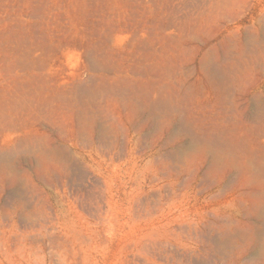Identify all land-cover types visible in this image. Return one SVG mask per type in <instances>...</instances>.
Masks as SVG:
<instances>
[{"label":"rangeland","instance_id":"374dc122","mask_svg":"<svg viewBox=\"0 0 264 264\" xmlns=\"http://www.w3.org/2000/svg\"><path fill=\"white\" fill-rule=\"evenodd\" d=\"M0 112V264H264V0H0Z\"/></svg>","mask_w":264,"mask_h":264},{"label":"bare ground","instance_id":"6f19581e","mask_svg":"<svg viewBox=\"0 0 264 264\" xmlns=\"http://www.w3.org/2000/svg\"><path fill=\"white\" fill-rule=\"evenodd\" d=\"M256 52V51H255ZM254 52V53H255ZM251 54V53H250ZM263 58V57H262ZM242 60V59H241ZM95 63V62H94ZM27 65V64H26ZM30 65V64H29ZM93 65V64H92ZM235 65H237L236 63H235ZM240 65V64H239ZM101 66V65H100ZM238 66V65H237ZM103 67H105V66H103ZM235 67V66H234ZM233 68V67H232ZM92 69V68H91ZM94 70V69H93ZM96 70H98V69H96ZM225 70H226V68H225ZM10 71V70H9ZM217 71V70H216ZM220 72H221V69H220ZM228 72V71H227ZM210 77V76H209ZM216 78V77H215ZM223 78V77H222ZM215 80H217V79H215ZM227 82V81H226ZM229 82H230V80H229ZM42 83V82H41ZM39 84V83H38ZM122 84V83H121ZM11 85V84H10ZM22 85V84H21ZM120 85V84H119ZM29 86V85H28ZM104 86V85H103ZM105 86H107V84L105 85ZM125 86V85H124ZM124 86H122V87H124ZM218 86V85H217ZM112 87H114L113 85H112ZM8 88V87H7ZM17 88V87H16ZM28 88V87H27ZM131 88V87H130ZM132 88H134V87H132ZM19 89V88H18ZM26 89V88H25ZM89 89V88H88ZM88 89H87V91H88ZM104 90H106V87L105 88H103ZM110 89H111V86H110ZM113 89V88H112ZM116 89V88H115ZM114 89V90H115ZM136 89V88H135ZM134 89V90H135ZM138 89V88H137ZM91 90V92H92V89H89V91ZM101 90V92L103 91L102 89H100ZM99 90V91H100ZM133 90V91H134ZM230 90V89H229ZM23 91V90H22ZM86 90H84V93H86L87 92ZM94 91L95 90H93V95H94ZM122 91H123V89H122ZM136 91V90H135ZM135 91L133 92V93H135ZM228 91V90H227ZM232 91V90H231ZM40 92V91H39ZM49 92V91H48ZM108 92V91H107ZM106 92V93H107ZM129 92V91H128ZM81 93H83V90H82V92ZM83 93V94H84ZM89 93V92H88ZM109 93V92H108ZM114 93H116V92H114ZM136 93H138V91H136ZM135 93V95H138V94H136ZM87 94V93H86ZM86 94H84V96L86 95ZM90 94V93H89ZM89 94H87V95H89ZM101 94H104V91L101 93ZM132 94V93H131ZM174 94V93H173ZM221 94V93H220ZM81 95V94H80ZM99 95V94H98ZM110 95V94H109ZM108 95V96H109ZM83 96V97H84ZM90 96V95H89ZM94 96H96V95H94ZM105 96V95H104ZM132 96H133V94H132ZM172 96V95H171ZM98 97V96H97ZM117 97V96H116ZM82 98V97H81ZM85 98H87V96H85ZM89 98V97H88ZM93 97H90V99H92ZM177 98V97H176ZM18 99V98H17ZM95 99V98H94ZM67 100V99H66ZM167 100V99H166ZM192 100V99H191ZM187 101V100H186ZM146 103H147V101H145ZM31 103V102H30ZM32 103H34V102H32ZM174 103V102H173ZM67 104V103H66ZM81 104V103H80ZM137 104V103H136ZM150 104V103H149ZM154 104L155 105H151V109H154V110H156V107H158V108H162V105H157L156 106V104H158L157 102L155 103L154 102ZM185 104V103H184ZM96 105V104H95ZM166 105V102L164 103V106ZM140 106H141V104H140ZM146 106V105H145ZM160 106V107H159ZM166 107V106H165ZM190 107V106H189ZM168 108V107H167ZM82 109V108H81ZM151 109H149V110H151ZM164 109V108H163ZM162 109V110H163ZM166 109V108H165ZM169 109V108H168ZM172 109V108H171ZM2 110V109H1ZM138 110V109H137ZM147 110V109H146ZM13 111V110H12ZM40 111H42V110H40ZM58 111V110H57ZM169 111V110H168ZM192 112V111H191ZM1 113V112H0ZM166 113V112H165ZM262 113H264V112H262ZM194 114V113H193ZM18 115V114H17ZM152 115V114H151ZM183 115V114H182ZM156 116V115H155ZM200 116H201V114H200ZM80 117V116H79ZM110 117V116H109ZM147 117V116H146ZM152 117V116H151ZM182 117V116H181ZM157 118V117H156ZM207 118V117H206ZM263 118V117H262ZM161 119V118H160ZM261 119V118H260ZM85 120V119H84ZM191 120V119H190ZM184 121V120H183ZM214 121V120H213ZM254 121V120H253ZM12 122V121H11ZM14 122V121H13ZM225 122H227L226 120H225ZM183 123H185V122H183ZM193 124V123H192ZM252 124V123H251ZM260 124V123H259ZM253 125V124H252ZM256 125V124H255ZM48 126V125H47ZM182 126V125H181ZM180 126V127H181ZM207 126V125H206ZM259 126V125H258ZM259 128V127H258ZM182 129V128H181ZM198 129V128H197ZM206 129H208V128H206ZM256 129V128H255ZM57 131V130H56ZM180 132V131H179ZM208 132V131H207ZM220 134V133H219ZM193 136V135H192ZM223 136V135H222ZM227 136V135H226ZM253 136V135H252ZM264 136V135H263ZM195 137V136H194ZM214 138V137H213ZM207 139H209V138H207ZM210 139H212V137H210ZM218 139V138H217ZM191 140V139H190ZM31 141V140H30ZM194 141V140H193ZM23 142V141H22ZM35 142V141H34ZM40 142V141H39ZM192 142V141H191ZM201 142V141H200ZM203 142V141H202ZM228 142V141H227ZM226 142V143H227ZM18 143V142H17ZM31 143V142H30ZM33 143V142H32ZM33 144H35V143H33ZM193 144V143H192ZM195 144V143H194ZM202 145L201 143H198V141H197V143H196V145ZM221 144V143H220ZM220 144H218V142L217 141H215V140H211V141H208L207 142V144L206 145H204V150H205V152H207L208 153V155H210V157H211V159H212V161H213V163L214 164H219V163H221V162H225V160L226 159H229L232 163H231V165L232 166H236V165H238V162H239V159H238V153L240 152L237 148L238 147H233V149L231 150L230 148H232V147H230V148H227L228 146L227 145H225L224 143H222L221 145ZM21 145V144H20ZM27 145H28V143H27ZM236 145V144H235ZM22 146V145H21ZM25 147V146H24ZM27 147V146H26ZM32 147V146H31ZM31 147H29V149L31 148ZM36 147V146H35ZM39 147H40V145H39ZM239 147H241V146H239ZM21 148V147H20ZM20 148H18V150L20 149ZM197 148H199V147H197ZM24 149V148H23ZM28 149V148H27ZM26 149V150H27ZM44 149V148H43ZM193 149V148H192ZM202 149H203V146H202ZM230 149V150H229ZM240 149H242V148H240ZM10 150V149H9ZM8 150V151H9ZM16 150H17V148H16ZM12 151V150H11ZM25 151V150H24ZM248 151V150H247ZM15 152V150L12 152V153H14ZM16 152H18V151H16ZM244 152H246V151H244ZM5 153V152H4ZM4 153H2V154H0V155H3V157H4ZM30 153H31V151H30ZM44 153H45V151H44ZM247 153V152H246ZM7 154H9V153H7ZM46 154V153H45ZM64 154V153H63ZM244 154V153H243ZM251 154H253V153H251ZM17 155V154H16ZM207 155V154H206ZM247 157V156H246ZM2 158V157H1ZM9 158V157H8ZM260 158L261 159H256V158H254V157H252V156H249L248 155V157L246 158V161L244 162L245 163V167H246V170L249 172V173H251L252 175V179H254L253 180V182L254 183H256V184H258L259 186H260V188L262 189L263 188V190H264V160H263V158L260 156ZM5 159H7V158H5ZM207 159V158H206ZM2 160V159H1ZM13 160V159H12ZM210 160V159H209ZM208 160V161H209ZM3 161V160H2ZM242 161V160H241ZM210 163V162H209ZM228 163H230L229 161H228ZM227 163V164H228ZM222 164V163H221ZM209 166H211L212 167V165H211V163H210V165ZM217 166V165H216ZM219 166H221V165H219ZM226 168V167H225ZM214 169H216V168H214ZM213 169V170H214ZM220 169V168H219ZM227 169V168H226ZM232 168H231V172H232ZM13 171V170H12ZM239 170H237V172H238ZM230 172V171H229ZM240 173V172H239ZM242 174V173H241ZM208 175V174H207ZM238 176V175H237ZM6 177V176H5ZM240 177H241V175H240ZM245 177V176H244ZM209 179V178H208ZM249 179H251L250 177H249ZM18 180V179H17ZM248 183H249V181H248ZM242 184V183H241ZM243 186H246V184L244 185L243 184ZM253 186V185H252ZM242 187V186H241ZM255 188V187H254ZM244 189H245V187H244ZM256 190V189H255ZM247 191V190H246ZM259 191H260V189H259ZM259 191H257V192H259ZM222 192V191H221ZM256 192V191H255ZM252 193V192H251ZM264 193V192H263ZM250 194V193H249ZM257 195V194H256ZM255 195V196H256ZM250 196V195H249ZM252 197V196H251ZM249 198V197H248ZM259 198V197H258ZM257 198V199H258ZM262 200V201H261ZM259 201H261L260 203H259ZM256 203V202H255ZM258 205L254 208V211H255V214H256V216H258V218H261V220L260 221H263V224H264V195H263V198L262 199H260V200H258ZM255 205V204H254ZM254 207V206H253ZM228 208V207H227ZM250 208V207H249ZM225 209V208H224ZM251 209V208H250ZM228 210V209H227ZM244 210V209H243ZM247 210H248V208H247ZM237 211H238V209H237ZM245 211H246V209H245ZM226 212V211H225ZM242 212V211H241ZM224 213V212H223ZM231 213V212H230ZM250 213V212H249ZM247 214V213H246ZM249 216H250V214H248ZM234 216V215H233ZM243 217H244V214L242 215ZM255 216V217H256ZM252 217V216H251ZM254 218V217H253ZM252 218V219H253ZM227 219V218H226ZM255 219H257V218H255ZM225 220V219H224ZM230 220H231V218H230ZM216 221V220H215ZM232 221V220H231ZM234 221V220H233ZM216 222H218V221H216ZM258 222H259V220H258ZM209 224H211L212 225V222L210 223L209 222ZM209 224H206V226L207 225H209ZM219 224V223H218ZM228 225V224H227ZM232 225V224H231ZM230 225V226H231ZM213 226H214V224H213ZM220 226H222V224L220 225ZM224 226H226V225H224ZM261 226H264V225H262V223H261ZM205 227V226H204ZM215 227V226H214ZM217 227V226H216ZM232 227H233V225H232ZM182 228H183V226H182ZM202 228V227H201ZM208 230L210 231V229L212 230V227L209 225L208 227ZM221 228V227H220ZM225 228V227H224ZM264 227H262V229H263ZM217 229V228H216ZM230 229V228H229ZM204 230H205V228H204ZM220 230V229H219ZM225 230H226V228H225ZM261 230V229H260ZM224 231V230H223ZM230 231H232L233 232V230H230ZM237 231V230H236ZM241 231V230H240ZM240 231L238 232L239 234H240ZM245 231H247V230H245ZM248 231H250V230H248ZM247 231V232H248ZM183 232V231H182ZM206 232H208V231H206ZM210 232H212V231H210ZM231 232V233H232ZM241 232H243V231H241ZM258 232V231H257ZM209 233V232H208ZM219 233V232H218ZM236 233V232H235ZM246 233V232H245ZM207 234V233H206ZM216 234V233H215ZM226 234V233H225ZM247 234V233H246ZM260 234V233H259ZM192 235V234H191ZM208 235V234H207ZM207 235L205 236L204 235V233L202 232V231H196L195 232V236H196V238H195V240H199L200 242L198 243V247H196V248H198L199 250H200V248L202 247H204V244H207V243H204V238H205V240H208L209 238L207 237ZM216 235H218V236H220L219 234H216ZM189 236V235H188ZM193 236V235H192ZM228 236V235H227ZM229 236H231V235H229ZM223 237V236H222ZM192 237H190V239H191ZM184 239V238H183ZM231 239V238H230ZM229 238L227 239V242H225V243H222V245H223V247L225 246V247H229V245H230V243H231V240H230ZM214 239L211 237L210 239H209V241H213ZM193 241H194V239H193ZM196 242V241H195ZM198 242V241H197ZM196 242V243H197ZM141 243V242H140ZM192 243V242H191ZM210 243V242H209ZM214 243H215V241H214ZM200 244L202 245L201 247H200ZM142 245V244H141ZM144 245V244H143ZM152 245V244H151ZM155 245V244H154ZM210 246V245H209ZM142 247V246H141ZM253 247V246H252ZM149 249V248H148ZM232 249V248H231ZM156 250V249H155ZM215 250V249H214ZM233 250V249H232ZM151 252V251H150ZM231 252V251H230ZM159 253H160V251H159ZM171 253V252H170ZM173 253V252H172ZM145 254H147V253H145ZM163 254V253H162ZM175 254V253H174ZM207 254V253H206ZM161 255V254H160ZM164 255H166V254H164ZM262 255V254H261ZM138 256V255H137ZM158 256V255H157ZM213 256V255H212ZM159 257V256H158ZM163 257V256H162ZM181 257H183L182 255H178L177 253H176V258H177V260L180 262L181 261ZM192 257V256H191ZM216 257V256H215ZM230 257V263H228V264H231L232 263V261H231V259H232V257H231V255L229 256ZM152 258V257H151ZM175 258V259H176ZM207 259V258H206ZM257 259V258H256ZM172 260H174L173 258H172ZM195 260H197V259H195ZM215 260V259H214ZM221 260V259H220ZM176 261V260H175ZM174 261V262H175ZM177 262V261H176ZM178 262V263H179ZM195 262H197V261H195ZM195 262H192V263H195ZM214 262V261H213ZM177 263V264H178ZM183 263V262H182ZM203 263V262H202ZM215 264V263H214ZM257 264V263H256Z\"/></svg>","mask_w":264,"mask_h":264}]
</instances>
